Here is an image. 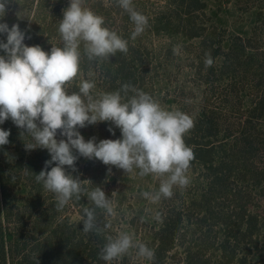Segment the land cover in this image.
<instances>
[{
	"label": "rangeland",
	"instance_id": "obj_1",
	"mask_svg": "<svg viewBox=\"0 0 264 264\" xmlns=\"http://www.w3.org/2000/svg\"><path fill=\"white\" fill-rule=\"evenodd\" d=\"M135 2V9L140 5L138 11L148 18L144 33L132 40V21L123 22L120 13L117 14L105 26L128 40V53L118 52L107 62H100L96 69L84 72L82 79L95 80L94 95L116 91L128 83L150 94L163 107L194 116V127L190 131L200 132V136L189 132L184 137L195 157L188 173L190 185L186 189L174 188L172 198L152 204L141 193L158 189L159 181L151 175L140 177L136 174L138 169L129 175L111 166L109 173V166L101 161L79 157L77 171L72 174L81 180H90L84 182L89 189L102 187L108 197L115 192L111 198L116 205V217H106L97 209L98 222L101 225L110 223L111 235L121 231L133 234L136 240L152 249L154 255L164 213L176 210L172 216L175 221L179 218L178 213H183L176 230L179 237L164 264H188V257L189 264H264V221L259 223L262 225L258 245L240 243L238 207L241 195L251 205L252 213L264 215V180L240 184V170L230 160L233 150L246 140L243 138L254 139V150L250 155H244L246 160L254 161L257 172L264 169V0H200L198 7L190 9L182 7L180 0H171V3L169 0H133ZM84 7L91 9L88 4ZM186 12H191L192 21L188 20ZM36 13L32 14L34 20ZM189 32H197V35L189 37ZM206 53L213 59V65L207 69L204 65ZM120 61L127 63L124 72L120 69ZM131 95L130 91L128 96ZM202 120L207 122L204 129L197 125ZM109 127L114 129L115 135ZM81 134L86 141L92 137L97 142L121 138L120 129L111 122L88 125L82 128ZM223 168L224 181L212 184L213 179L221 176ZM225 175L230 176L228 181ZM211 184L212 189L207 195L215 200L216 209L234 214L227 225L222 220L223 215L214 218L202 213L201 194ZM75 202L73 197L64 213L70 223L80 226L86 236L85 244L92 242L86 246L85 264H106L98 256L106 241L95 232L82 231L84 204ZM157 212L160 213L159 220L155 219ZM226 232L234 234L235 239L231 241L228 253H223ZM98 240H103L104 244L98 245ZM188 249L190 255L186 253ZM151 263L152 260L137 258L135 250L112 262Z\"/></svg>",
	"mask_w": 264,
	"mask_h": 264
},
{
	"label": "clouds",
	"instance_id": "obj_2",
	"mask_svg": "<svg viewBox=\"0 0 264 264\" xmlns=\"http://www.w3.org/2000/svg\"><path fill=\"white\" fill-rule=\"evenodd\" d=\"M9 2L0 0V21ZM116 3L129 15L134 25L131 39L135 40L148 27V18L135 9L133 0ZM16 15L24 18L19 12ZM58 33L61 46L52 45L50 51H45L40 45L24 42L26 31L18 23L9 27L7 22H0V34L6 35V42L0 40V124L11 119L21 129L20 136L29 135L33 142L24 143L26 150L47 149L51 159L44 162L38 174L34 173L35 180L54 194L58 210L64 209L73 197H87L89 206L83 209L82 231L104 237L106 243L98 253L101 260L112 264L133 250L137 258L153 260L154 251L133 234L121 231L111 235V224L98 222L97 209L106 217H116L111 198L115 192L108 197L100 186L89 189L84 182L90 180H81L72 173L77 171L79 157L101 161L109 166V173L111 166L129 175L138 169L140 177L151 175L159 181L158 189L141 193L143 198L152 204L170 199L174 188L186 189L191 182L188 173L195 157L184 137L194 127V116L167 109L128 83L116 91L95 95L94 79H80L77 83L84 57L104 62L129 50L128 40L106 27L102 16L84 7V0H69ZM204 65L206 69L213 65L210 53L205 54ZM74 83L78 92L69 93ZM130 91L133 95L128 96ZM100 122H111L119 128L121 138L97 142L92 137L86 141L79 129ZM108 130L115 135L112 127ZM9 136L10 130L0 128V147L9 143ZM155 219H160L159 212Z\"/></svg>",
	"mask_w": 264,
	"mask_h": 264
},
{
	"label": "trees",
	"instance_id": "obj_3",
	"mask_svg": "<svg viewBox=\"0 0 264 264\" xmlns=\"http://www.w3.org/2000/svg\"><path fill=\"white\" fill-rule=\"evenodd\" d=\"M108 1L107 3L104 0H93L92 2L84 0V4H88L94 13L102 16L105 25H108L109 21L115 19L119 13L123 22L130 19L129 15L117 5L116 0ZM180 1L182 7L186 6L189 9L198 7L200 2V0ZM68 5L69 0H10L6 15L0 22H7L9 27L13 23H18L21 30L26 31L24 42L27 45H40L45 51H50L52 45L61 46L58 25L60 19L63 18V9ZM139 9L140 5L137 6V11ZM17 12L24 18H18ZM34 12H37L35 20L32 17ZM141 13L144 14V12ZM186 14L191 16V12H186ZM190 16L188 20L192 21ZM27 35H30L31 39H28ZM187 35L192 37L197 35V32H189ZM0 40L6 42V35L0 34ZM2 54L3 52L0 51V55ZM99 63L98 61H89L84 57L81 61L77 83L82 79L84 72L90 68L96 69ZM118 63L122 65L120 69L123 72L125 69L127 70V63L124 61ZM68 90L69 93L78 92V87L74 83L69 86ZM206 124L207 122L202 120L197 125L204 129L203 126ZM0 128L10 130L9 143L0 147V264H85L88 255L86 246L92 242L85 244L86 236L80 231V226L68 221L64 209H57L54 194L44 190L42 184L35 180V174L44 168V162L51 159L49 152L47 149L41 148L26 150L24 143L33 142L32 138L27 134L20 136L21 129L15 126L11 119L0 124ZM79 131L81 132L82 128ZM190 132L200 136V132ZM59 138L61 137L58 136ZM243 139L246 140H242L240 146L231 153L232 158L230 157L232 165L240 170V184L250 180L254 181V179L262 182L264 169L257 172L258 168L254 167V161L246 160L244 155L252 153L255 140ZM52 166L55 165L49 166V170ZM224 172L223 168L222 177L217 176L213 179L214 176H212V184L224 181ZM225 176L228 181L230 176ZM212 184L201 194L204 207L202 213L204 216L211 214L214 218L223 215L222 220L227 225L228 220L232 219L234 214L216 209L217 207L213 203L215 200L213 201V198L207 195L212 189ZM75 203L82 206L84 204V207L89 206L87 197L83 196ZM238 207H240V243L246 245L252 242L258 245L261 242L262 225L259 223H263L264 215L261 217L257 212L252 213L251 205L241 195ZM174 213H176L174 209L164 213L162 228L160 232H157L159 243L151 264H164L168 252L173 249L175 240L179 237L176 230L179 221L182 222L183 213H178L177 221L172 218ZM224 235L222 250L223 253L224 251L228 253L235 235L227 232ZM97 243L102 245L104 241L98 240ZM186 253L191 254L189 249L186 250ZM189 262L190 257H188V264Z\"/></svg>",
	"mask_w": 264,
	"mask_h": 264
}]
</instances>
